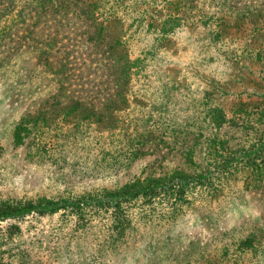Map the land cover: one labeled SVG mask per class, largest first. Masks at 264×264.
<instances>
[{
	"label": "rangeland",
	"instance_id": "1",
	"mask_svg": "<svg viewBox=\"0 0 264 264\" xmlns=\"http://www.w3.org/2000/svg\"><path fill=\"white\" fill-rule=\"evenodd\" d=\"M87 2L0 42V207L82 200L1 217L0 264H264V0ZM91 13L120 21L100 40ZM116 38L134 65L114 93L95 65ZM198 174L186 200H94Z\"/></svg>",
	"mask_w": 264,
	"mask_h": 264
},
{
	"label": "trees",
	"instance_id": "2",
	"mask_svg": "<svg viewBox=\"0 0 264 264\" xmlns=\"http://www.w3.org/2000/svg\"><path fill=\"white\" fill-rule=\"evenodd\" d=\"M87 0H26L23 3H21V6L15 9L12 5L11 0H0V20L3 19L5 23H8L10 25H3L0 27V42L3 40L2 38L7 36V38L10 37L9 33H11L12 30H10L14 25L15 21H23V18L29 17L34 18L35 21H38L40 18L43 17V14L45 12L55 13L58 15H63L64 13L67 14V12L76 13L77 14H88V12H85L89 6L93 8H97L98 5L96 3H86ZM85 2V3H84ZM5 18L8 20H4ZM91 21L90 26L95 27L97 26V32L96 35L101 33V36L99 37L100 40L104 38V25L107 23L108 19L111 17L112 23H118L120 19L116 15L106 16L103 17H92V13L90 14ZM96 19H99V21H96ZM135 20V19H134ZM24 22V21H23ZM12 25V27H11ZM147 28L148 24H147ZM103 29V30H102ZM27 32V31H26ZM29 32V31H28ZM27 32V33H28ZM25 33V34H27ZM158 33H164V31H160ZM97 37V36H96ZM24 39V37H22ZM99 40V41H100ZM35 43H40V41H34ZM109 45H106L105 51L103 53L105 54L103 59V63L100 65H95V69L101 67L102 71L108 72V79L112 78L111 81L107 80V82L111 83V89H115L114 93H117L118 89H122L124 85L127 84L129 80V76L132 74L131 68L134 65L132 62L127 61L126 57V50H124V46L122 42L120 41V38H116L112 41H110ZM123 51V52H122ZM122 52V57H121ZM124 53V54H123ZM100 82H103L101 79ZM108 83V84H109ZM61 84V83H60ZM65 92L66 89H64L63 86L60 87ZM64 97V94H62ZM55 98V97H52ZM67 99L64 100L66 107H71V109H75L76 105L80 104L79 100H77V96H67ZM70 109V110H71ZM23 117L20 119L19 124L15 126L14 128V138L15 139H21V133L25 130V126H23ZM23 123V124H22ZM259 150H264V141H262L257 146V151L259 153ZM246 157V155H244ZM235 160L234 158L226 159L225 161H221L219 163V167L222 166H231L232 161ZM242 161V159L240 158ZM252 160V159H250ZM238 162V161H237ZM236 163V162H235ZM207 174H198L193 176H187V175H178L174 176L172 178H163V179H153L148 180L144 183H134L127 187H124L123 189L107 193L104 197H100L97 199H94L98 206L102 203H106V205L109 206L115 213L120 209V205L122 203L126 202H132L136 200H142L144 202H152L156 198L163 196L167 200L172 199L175 201H182L186 200V197H188L190 189L193 188L196 185H203L204 181L207 179ZM68 202V207L75 208L76 210H79L82 205L81 199H76L72 202L69 201H61L58 202H52V201H41L38 203H31V202H24L17 205H5L3 207H0V218L1 217H18L21 216L23 213L29 212L30 210H36L38 212H48L51 213L54 210H56L58 207H62L66 205ZM78 212V211H77Z\"/></svg>",
	"mask_w": 264,
	"mask_h": 264
}]
</instances>
